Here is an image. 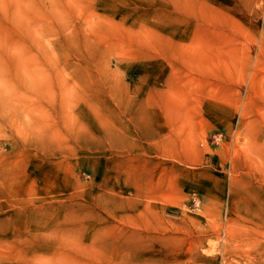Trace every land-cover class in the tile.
<instances>
[{
  "label": "rangeland",
  "instance_id": "374dc122",
  "mask_svg": "<svg viewBox=\"0 0 264 264\" xmlns=\"http://www.w3.org/2000/svg\"><path fill=\"white\" fill-rule=\"evenodd\" d=\"M0 264H264V0H0Z\"/></svg>",
  "mask_w": 264,
  "mask_h": 264
}]
</instances>
